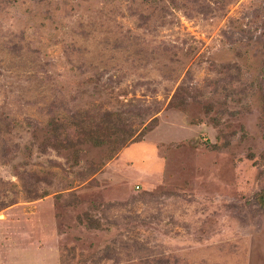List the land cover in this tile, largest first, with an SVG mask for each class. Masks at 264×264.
<instances>
[{
	"label": "rangeland",
	"instance_id": "rangeland-1",
	"mask_svg": "<svg viewBox=\"0 0 264 264\" xmlns=\"http://www.w3.org/2000/svg\"><path fill=\"white\" fill-rule=\"evenodd\" d=\"M0 264H264V0H0Z\"/></svg>",
	"mask_w": 264,
	"mask_h": 264
}]
</instances>
